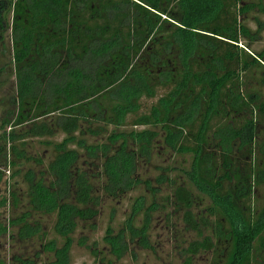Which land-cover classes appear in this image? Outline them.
Wrapping results in <instances>:
<instances>
[{"label":"trees","instance_id":"trees-1","mask_svg":"<svg viewBox=\"0 0 264 264\" xmlns=\"http://www.w3.org/2000/svg\"><path fill=\"white\" fill-rule=\"evenodd\" d=\"M262 16L264 0H0L15 77L0 117V169L12 180L0 238L35 248L12 262L71 264L77 243L111 264L82 232L96 231L104 200L141 191L124 227L142 248L165 194V221L195 236L186 264L200 254L264 264ZM31 143L42 156L28 155ZM158 149L190 156L188 168L142 176ZM127 235L106 230L111 256Z\"/></svg>","mask_w":264,"mask_h":264},{"label":"rangeland","instance_id":"rangeland-1","mask_svg":"<svg viewBox=\"0 0 264 264\" xmlns=\"http://www.w3.org/2000/svg\"><path fill=\"white\" fill-rule=\"evenodd\" d=\"M264 23V16L259 18ZM249 28L254 32L257 28L256 22L250 20L248 23ZM263 32L261 34L262 41L254 46V50H259L264 47V24L262 26ZM3 42L0 43V68L3 67V72L0 75V117L2 111L6 107V99L8 96L14 94L15 91V77L13 71V60L11 53V41L10 31L5 32L3 35ZM1 134V133H0ZM3 145L0 143V147ZM41 144L31 143L27 149L28 155H43ZM31 147V148H30ZM158 155L151 161L148 170L142 172L141 175L149 177L152 180L158 171L156 166L170 167L175 169L181 168L182 166L186 169L190 164L191 157L176 156L171 152L163 154L164 149H158ZM155 167V168H154ZM2 175V183H0V201L8 192V184L11 183V172L8 170L0 169ZM174 174L171 176L173 177ZM186 186L193 192L196 201H202L204 204L209 203L205 196L198 194L195 189L184 179ZM141 194V191L128 195L124 200L119 202H113L110 200H104L102 208L99 212L97 219L95 220L96 231L89 232L88 230L83 231V235L88 238V246L94 247L95 242L96 248L101 252V256L104 257V261H108L111 264H186V258L182 255L181 249H184L191 241L195 239V236L186 232L183 226L175 219L171 218V224L166 222V214L168 207H164L165 204L162 202L161 197L165 194H158L156 203L159 205L158 210L151 213V219L146 231V247L142 248L139 245V239L134 238L130 240L128 235L129 232L125 231V223L127 219L131 218V208L134 199L137 195ZM154 198H148L145 208L148 207ZM145 209L142 208L139 217L135 218L133 226L139 228L142 225V215ZM7 209H0L1 220L4 221L10 214H7ZM10 212V211H9ZM116 237L118 233L123 232L126 234L125 245L126 252L120 257L116 258L110 255V248L103 241V237L106 234ZM52 237V235H51ZM35 253V248L32 245H16L10 241L7 236L0 238V264H14L12 261L13 257H20L21 259H28ZM71 264H99L100 258H93L90 256L88 250L83 247H79L77 243H74L71 249ZM214 259L212 254H200L192 260V264H210ZM42 260V258H41ZM40 264V262L38 263Z\"/></svg>","mask_w":264,"mask_h":264}]
</instances>
